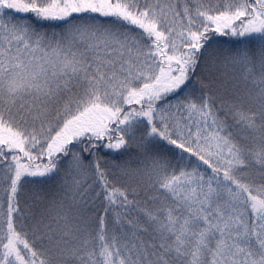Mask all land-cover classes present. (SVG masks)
I'll return each instance as SVG.
<instances>
[{
	"label": "snow or ice",
	"instance_id": "snow-or-ice-1",
	"mask_svg": "<svg viewBox=\"0 0 264 264\" xmlns=\"http://www.w3.org/2000/svg\"><path fill=\"white\" fill-rule=\"evenodd\" d=\"M0 264H264V0H0Z\"/></svg>",
	"mask_w": 264,
	"mask_h": 264
}]
</instances>
